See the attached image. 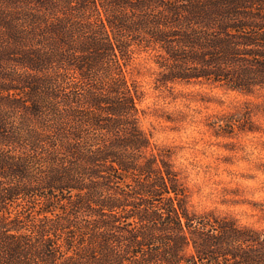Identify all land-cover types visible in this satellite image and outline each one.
Wrapping results in <instances>:
<instances>
[{
  "label": "trees",
  "instance_id": "trees-1",
  "mask_svg": "<svg viewBox=\"0 0 264 264\" xmlns=\"http://www.w3.org/2000/svg\"><path fill=\"white\" fill-rule=\"evenodd\" d=\"M149 63L165 101L263 91L264 0H0V264H264V228L193 210L178 152L142 127ZM255 113L205 123L261 132Z\"/></svg>",
  "mask_w": 264,
  "mask_h": 264
},
{
  "label": "rangeland",
  "instance_id": "rangeland-1",
  "mask_svg": "<svg viewBox=\"0 0 264 264\" xmlns=\"http://www.w3.org/2000/svg\"><path fill=\"white\" fill-rule=\"evenodd\" d=\"M152 66L135 65L132 69L133 78L146 92L140 108L147 115H142L141 125L152 132L154 144L170 145L178 152L176 164L186 169L192 209L215 210L235 217L243 225L264 228L263 212L253 207L264 203V90L245 94L215 84H193L177 86L195 95L190 96L192 101H165L153 90ZM245 103L256 110L252 121L261 132L218 137L206 126L207 115L231 111ZM179 109L189 117L180 130L172 129L156 115Z\"/></svg>",
  "mask_w": 264,
  "mask_h": 264
}]
</instances>
